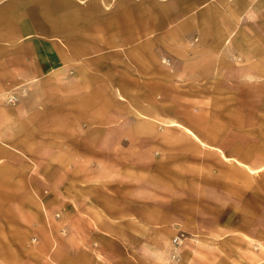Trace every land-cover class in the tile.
Segmentation results:
<instances>
[{
	"label": "crops",
	"instance_id": "obj_1",
	"mask_svg": "<svg viewBox=\"0 0 264 264\" xmlns=\"http://www.w3.org/2000/svg\"><path fill=\"white\" fill-rule=\"evenodd\" d=\"M263 11L264 0H0V264H166L183 228L143 187L125 188L143 172L126 144L155 140L126 126H157L159 110L190 125L174 94L237 82L231 59L254 44L237 35ZM168 158L175 172L188 157ZM181 254L199 264L188 244Z\"/></svg>",
	"mask_w": 264,
	"mask_h": 264
},
{
	"label": "rangeland",
	"instance_id": "obj_2",
	"mask_svg": "<svg viewBox=\"0 0 264 264\" xmlns=\"http://www.w3.org/2000/svg\"><path fill=\"white\" fill-rule=\"evenodd\" d=\"M250 19L253 21L246 22L237 37L253 39L254 44L239 47V55L231 59L245 69L237 72V82L215 90L191 86L187 95L174 94V117H188L190 125L172 126L167 111L159 110L157 126L146 124L148 118L126 126V133L133 137L141 134L155 139L126 144L127 150L141 151L143 172L136 174L137 181L129 178L125 188L129 190L131 182L143 187V195L166 203L175 214L183 228L178 234L183 241L177 264L182 260L181 248L187 244L191 251L198 250L199 264H214L213 259L216 264H264V169L252 173L225 159L236 152L239 159L253 161L254 169L264 164V11ZM245 48L248 57L243 54ZM164 64L171 65L167 60ZM245 73L248 76L241 75ZM171 153H184L186 166L173 163L177 168L172 172L168 164L174 160L168 158Z\"/></svg>",
	"mask_w": 264,
	"mask_h": 264
},
{
	"label": "built area",
	"instance_id": "obj_3",
	"mask_svg": "<svg viewBox=\"0 0 264 264\" xmlns=\"http://www.w3.org/2000/svg\"><path fill=\"white\" fill-rule=\"evenodd\" d=\"M5 101L9 105H14L19 101V98L16 95H7ZM183 241V237L178 236L173 240L174 250L172 251L167 264H177L180 261V256L178 254V248L180 247Z\"/></svg>",
	"mask_w": 264,
	"mask_h": 264
}]
</instances>
